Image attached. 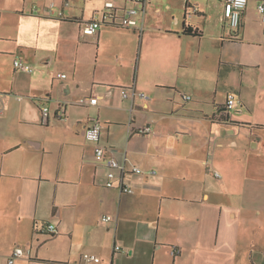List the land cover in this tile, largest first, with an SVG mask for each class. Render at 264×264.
Here are the masks:
<instances>
[{
  "label": "crops",
  "instance_id": "crops-1",
  "mask_svg": "<svg viewBox=\"0 0 264 264\" xmlns=\"http://www.w3.org/2000/svg\"><path fill=\"white\" fill-rule=\"evenodd\" d=\"M68 1L0 0V264L17 246L30 255L15 264H264V0L235 32L224 0ZM107 3L139 9L143 31L84 34ZM131 87L150 99L123 98ZM98 146L133 193L105 187Z\"/></svg>",
  "mask_w": 264,
  "mask_h": 264
},
{
  "label": "built area",
  "instance_id": "built-area-1",
  "mask_svg": "<svg viewBox=\"0 0 264 264\" xmlns=\"http://www.w3.org/2000/svg\"><path fill=\"white\" fill-rule=\"evenodd\" d=\"M134 2L146 4L150 0H133ZM65 5L69 6V1L65 0ZM248 5V0H224V20H226L229 24L230 30L235 32L241 26L242 14L245 8ZM122 14L119 13V10L114 7L112 3H107L106 8L103 12L97 14L95 18L86 23L82 27V32L87 35L95 34L100 28L104 26H116L127 29H134L143 31V27H139V22L135 18L140 14V10L132 7L125 8L122 10ZM259 12L264 18V2L259 4ZM47 15L51 18L61 19L64 17L62 11H58L55 3H51L47 8ZM14 66L16 69L28 70L32 71V67L21 60H15ZM59 78L65 79L67 77L66 74H59ZM136 96H139L143 100H149V96L143 92L138 93L134 87L129 89H122V97L127 99H134ZM184 99L189 100V96H185ZM98 103V98L94 97L91 99L81 98L76 102L78 106H87V105H96ZM239 104V101L235 98L234 95H229L227 98L226 107L228 111L234 110ZM2 111H0V115ZM59 118H63V115H60ZM49 121V108H42V123L47 124ZM102 132V125L99 121H93L92 124L86 129L85 135L89 141L98 143L100 141ZM152 132L151 127H144L139 129L137 133L142 136H146ZM105 148L98 146L95 150V156L98 161H104L109 171L107 174V178L105 179V187L109 189H119L122 193L131 194L133 193V189L127 186L124 183V175L127 172V167L125 164H120L118 160L115 158H106L105 156ZM120 170L121 175L117 174L116 171ZM131 171L136 174H143L144 171L137 167L132 166ZM152 174H156V172H150ZM218 176V174H216ZM102 221L106 224L111 223L114 219L111 216H104ZM38 230L44 234H49L51 236L57 233V228L54 224H41ZM115 251H121V247L116 246ZM175 254H179L178 250H175ZM30 255L29 248L15 247L12 251L11 256L9 257L8 264H15L16 260ZM83 264H99L101 263V259L93 254L85 253L81 258Z\"/></svg>",
  "mask_w": 264,
  "mask_h": 264
},
{
  "label": "trees",
  "instance_id": "trees-1",
  "mask_svg": "<svg viewBox=\"0 0 264 264\" xmlns=\"http://www.w3.org/2000/svg\"><path fill=\"white\" fill-rule=\"evenodd\" d=\"M184 33L187 35H199L197 30H195L192 26L187 24H184Z\"/></svg>",
  "mask_w": 264,
  "mask_h": 264
},
{
  "label": "rangeland",
  "instance_id": "rangeland-1",
  "mask_svg": "<svg viewBox=\"0 0 264 264\" xmlns=\"http://www.w3.org/2000/svg\"><path fill=\"white\" fill-rule=\"evenodd\" d=\"M49 3L51 2V1H56V0H47ZM184 1V0H183Z\"/></svg>",
  "mask_w": 264,
  "mask_h": 264
}]
</instances>
